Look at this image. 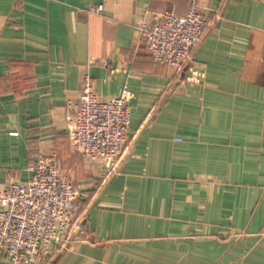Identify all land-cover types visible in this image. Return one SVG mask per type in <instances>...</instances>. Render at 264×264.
I'll use <instances>...</instances> for the list:
<instances>
[{"label":"crops","instance_id":"crops-1","mask_svg":"<svg viewBox=\"0 0 264 264\" xmlns=\"http://www.w3.org/2000/svg\"><path fill=\"white\" fill-rule=\"evenodd\" d=\"M166 10L188 2L0 0V187L52 151L86 194L50 264H264V0H203L198 83L134 29ZM84 75L99 100L128 96L129 144L103 182L65 130Z\"/></svg>","mask_w":264,"mask_h":264},{"label":"built area","instance_id":"built-area-1","mask_svg":"<svg viewBox=\"0 0 264 264\" xmlns=\"http://www.w3.org/2000/svg\"><path fill=\"white\" fill-rule=\"evenodd\" d=\"M188 10L179 16L172 10L143 11L135 31L145 40L150 59L178 73L187 67V80L198 83L204 72L192 60V52L209 28L203 0H187ZM103 4L89 7L100 14ZM75 104L68 106L65 130L71 152L101 164L99 178L105 181L118 172L129 144L128 96L107 100L96 97L89 75L80 83ZM25 182L9 181L0 187V255L10 264H50L80 229L79 200L86 196L63 170L55 152L40 153Z\"/></svg>","mask_w":264,"mask_h":264}]
</instances>
